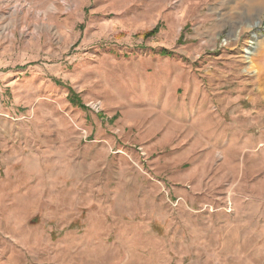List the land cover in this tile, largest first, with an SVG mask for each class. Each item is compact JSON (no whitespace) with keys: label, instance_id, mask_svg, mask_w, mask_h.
Listing matches in <instances>:
<instances>
[{"label":"rangeland","instance_id":"obj_1","mask_svg":"<svg viewBox=\"0 0 264 264\" xmlns=\"http://www.w3.org/2000/svg\"><path fill=\"white\" fill-rule=\"evenodd\" d=\"M0 264H264V0H0Z\"/></svg>","mask_w":264,"mask_h":264},{"label":"trees","instance_id":"obj_2","mask_svg":"<svg viewBox=\"0 0 264 264\" xmlns=\"http://www.w3.org/2000/svg\"><path fill=\"white\" fill-rule=\"evenodd\" d=\"M158 25L155 26L153 28V30L149 31L146 33V36H149L151 35L152 33H156V31L158 30ZM161 54H168L167 50H161L160 51ZM58 84H61L60 81H57ZM68 88V92H67V95H66V98L68 99V101L70 103H78V104H81L80 101H79V98L78 96L76 95V93L72 90V88L70 86H67ZM83 107V104L81 105Z\"/></svg>","mask_w":264,"mask_h":264},{"label":"bare ground","instance_id":"obj_3","mask_svg":"<svg viewBox=\"0 0 264 264\" xmlns=\"http://www.w3.org/2000/svg\"><path fill=\"white\" fill-rule=\"evenodd\" d=\"M254 35V37H256V38H258V35L256 34V33H254L253 34ZM250 50V48H248L247 50H246V53H247V55L250 53V54H252V53H254L255 52V48H254V50H252V51H249ZM252 52V53H251ZM249 54V55H250ZM209 125V124H208Z\"/></svg>","mask_w":264,"mask_h":264}]
</instances>
